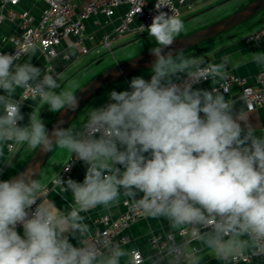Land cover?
Here are the masks:
<instances>
[{
  "label": "clouds",
  "instance_id": "clouds-1",
  "mask_svg": "<svg viewBox=\"0 0 264 264\" xmlns=\"http://www.w3.org/2000/svg\"><path fill=\"white\" fill-rule=\"evenodd\" d=\"M162 6L168 7L158 0L151 24L140 25L155 41L148 53L150 78L133 76L127 90L109 92L108 102L90 107L80 129L65 127L62 119L49 129L32 113L28 126H19L24 116L23 103L14 98L18 88L29 89L54 113L76 112L82 97L57 92V76L31 60L21 63L28 47L0 53V145L26 144L44 155L56 145L88 165L82 183L59 176L57 184L75 202L67 213L41 198L34 168L0 181V264H121L131 253L109 240L90 241L81 215L121 195L145 217L192 228V237L221 260L250 250L264 255V136L233 115L219 90L193 87L224 79L230 58L213 64L174 49L185 25ZM245 59L264 65V52ZM173 254L185 264L200 261L195 251L177 248Z\"/></svg>",
  "mask_w": 264,
  "mask_h": 264
},
{
  "label": "crops",
  "instance_id": "crops-1",
  "mask_svg": "<svg viewBox=\"0 0 264 264\" xmlns=\"http://www.w3.org/2000/svg\"><path fill=\"white\" fill-rule=\"evenodd\" d=\"M88 1L78 0L77 10H81ZM188 1L194 3V7L190 9L183 6L181 8L179 17L183 21L185 29L176 39L190 35L221 21L239 11L253 0ZM242 1L245 3H240ZM224 3H226L224 5L226 8L232 6L233 12H229L213 22L205 21V16L210 11H213L216 6L223 5ZM46 6V0H19L16 5L10 6V8H13L17 12H31L35 16V22L37 23ZM128 7V4L119 5L115 8L114 14L111 16L104 13L90 15L85 19V33L83 38L80 40L73 35L65 38L57 46V56L50 57L39 46H34L28 50V54L22 57L20 62L23 63L31 60V63L41 68L42 71L57 76L58 82L61 84V88L56 89L57 92L69 88L75 94L86 83L105 72L108 68L135 57L144 51L150 50L155 46V41L148 35L147 30L141 31V19L138 17L130 25L127 33L115 42L110 50L103 47L104 37L117 28ZM18 24V21L5 20L0 26V50L5 53L10 52L13 48L14 44L12 39L15 36H22L23 31ZM263 25L264 8L227 30L216 33L210 38L183 49L182 52L186 57H204L208 63L213 64H219L223 58L228 57L230 58L227 67L228 70L245 78L249 83H255L256 75L264 69V65L256 64L251 62L250 59L245 58L250 57L251 53L264 52V33L258 42L250 41L246 37L254 31L259 30ZM84 48L87 49L86 52H84ZM108 52L112 53V58L107 56ZM150 72V67H146L130 71L127 76L110 80L100 87V89L92 92L82 102L79 109L65 127L82 128L86 122L90 107L103 105L108 100V93L112 90H127L128 84L133 76H144L146 79H149ZM218 81L219 78L214 80L209 79L195 84L193 87L208 91L212 89L219 90L225 95L226 100L233 105V115H240L242 119L247 120L252 125L257 136H264V105L249 109L243 97L241 85H234L229 93H225L217 87ZM23 90L18 88L14 97L15 99H20L23 103L21 112L24 119L18 122L19 126H28L30 123V114L32 113L40 116L45 125L49 127L57 113L50 111L48 105L43 103L37 96L22 99L21 95ZM3 94V90H0V95ZM240 123L244 127V121H240ZM12 144L14 145L12 150L8 148V143L6 145H0V180L8 173L10 175L8 174L9 176L6 180L16 175L37 150L28 148L26 144ZM70 155L65 149H60L56 145L52 147L46 155L40 171L37 173L36 178L41 184V188L50 185L51 180L59 175L63 164ZM87 167L88 165L79 161L73 168L70 178L82 183ZM142 195V193L138 194L137 198ZM43 200L45 203L53 204L65 213L71 211L75 206L71 192H65L58 187H53ZM126 200L131 201L129 198L121 195L119 200L110 206L98 205L86 213H81L85 217L84 223L89 226L90 231L88 234H94L104 228V225L98 221L101 216L109 215L116 218L125 212L126 205L124 202ZM16 230L23 237V227L17 228ZM170 233L174 235V242L179 244L184 251L189 253L195 251L196 255L200 257L199 264H264V256H253L250 261L235 260L233 257H230L228 261L221 260L212 249L196 241L192 237L190 230L187 233H182L180 229H174L165 218L145 216L140 217L123 230V234L128 237V240L119 246L131 253V255L125 257L121 261V264H178L171 246L160 251L151 244L153 236L159 235L165 238ZM68 238L73 246L79 245L77 239L73 236L69 235ZM134 251H139L142 254L143 261L141 263L134 262ZM246 253L251 254L252 251L250 250Z\"/></svg>",
  "mask_w": 264,
  "mask_h": 264
},
{
  "label": "built area",
  "instance_id": "built-area-1",
  "mask_svg": "<svg viewBox=\"0 0 264 264\" xmlns=\"http://www.w3.org/2000/svg\"><path fill=\"white\" fill-rule=\"evenodd\" d=\"M18 1L19 0H0V26L5 20L18 21V25L23 31L22 36H15L12 39L14 46L8 53L14 54L16 49L28 47L29 50L31 47L39 46L50 57L58 55L57 46L65 38L72 35L80 40L83 38L85 33V19L90 15L104 13L111 16L114 14L116 7L121 4H128L129 7L123 14L120 24L114 31L104 37L103 47L110 50L112 45L127 33L130 29V25L136 18L139 17L141 19L140 25H144L145 28H147V26L151 24L153 17L157 14L156 4L158 2V0H89L87 4L78 11V0H46L47 6L43 9L41 18L36 23L35 16L31 12H17L13 8H10V6L16 5ZM162 3L167 4L169 8L162 6L160 11L167 12L169 15L173 12L180 16L183 6L190 9L194 7V3L188 0H162ZM263 33L264 25L259 30L249 34L246 38L250 41L258 42ZM86 51L87 49L84 48V52ZM0 53L5 52L0 50ZM234 85L242 86L243 97L249 109L264 105V69L257 73L255 83H249L245 78L226 69L225 78H219L217 87L222 89L225 93H229ZM30 97L36 96L29 89H24L21 98L28 99ZM106 102H108V100ZM7 146L10 150L14 148L12 143H8ZM78 162L79 160H77L75 156L72 157V155H70L63 164L59 175L51 180L50 185L41 188V198L43 199L53 187H58L62 190L57 184L59 176L64 181L68 180L71 177L73 168ZM69 166V170H65ZM40 202L41 201L38 200L37 205ZM124 204L126 205V210L118 217L113 218L109 215L101 216L98 221L104 225V228L94 234H88L87 238L90 241L109 240L112 244L118 245L125 243L128 237L123 234V230L144 215L134 206L133 202L126 200ZM37 205L32 206L33 211ZM20 227H22V225L17 226V228ZM189 230L192 233L193 229L190 227L182 229L181 232L187 233ZM151 244L160 251L171 246L174 252L177 248H180L184 253L191 254L184 251L179 244L174 242V235L172 233L168 234L165 238L159 235L153 236ZM133 254L135 263H141L143 261V256L139 251H134ZM253 256L257 255L245 253L242 256H233V258L235 260L250 261ZM177 263L185 264V261L181 259L177 261Z\"/></svg>",
  "mask_w": 264,
  "mask_h": 264
},
{
  "label": "water",
  "instance_id": "water-1",
  "mask_svg": "<svg viewBox=\"0 0 264 264\" xmlns=\"http://www.w3.org/2000/svg\"><path fill=\"white\" fill-rule=\"evenodd\" d=\"M263 8H264V0H253L249 4L245 5L243 8H241L239 11L231 14L230 16L222 19L221 21H218L217 23H214L190 35L177 38L172 47L176 50L186 49L187 47L197 42L210 38L214 34L227 30L231 26L246 20L247 18L254 15L256 12H258L259 10ZM148 53H149V50L144 51L143 53L135 57H132L121 63H117L116 65L108 68L105 72L101 73L100 75L96 76L93 80L86 83L82 88H80L75 93V95L82 97V101H81V104H82V102L92 92L100 89V87L108 83L110 80L114 78H121V77L127 76L130 71L142 69V68H146L150 66L152 57L149 56ZM75 113L76 112L73 113V112H63V111L60 113H57L48 128L49 129L52 128L56 124L57 120H60V119L65 120L67 124L68 121L74 116ZM47 154L45 155L40 154L39 149H37L35 154L25 164V166L18 173H16V175L11 177L10 179H13L16 176H18L26 168H34L33 170L38 173L41 169V166Z\"/></svg>",
  "mask_w": 264,
  "mask_h": 264
},
{
  "label": "rangeland",
  "instance_id": "rangeland-1",
  "mask_svg": "<svg viewBox=\"0 0 264 264\" xmlns=\"http://www.w3.org/2000/svg\"><path fill=\"white\" fill-rule=\"evenodd\" d=\"M240 3H245L244 1H242V2H240ZM226 3H224L223 5L222 4H220L219 6H216V8L213 10V11H210L209 12V14L208 15H206L205 17H206V20L205 21H209V22H213V21H215V20H217L218 18H222L223 16H225V14H227V13H231V12H233V9H232V6H230V7H227L226 8V6H224ZM222 12H224V13H222ZM138 50V49H137ZM136 50V51H137ZM139 50H140V48H139ZM135 51V52H136ZM115 52V51H114ZM133 53V52H132ZM107 56L108 57H110V58H112L113 56H112V53L111 52H108L107 53ZM66 90H70L69 88H67ZM75 92V91H74Z\"/></svg>",
  "mask_w": 264,
  "mask_h": 264
},
{
  "label": "trees",
  "instance_id": "trees-1",
  "mask_svg": "<svg viewBox=\"0 0 264 264\" xmlns=\"http://www.w3.org/2000/svg\"><path fill=\"white\" fill-rule=\"evenodd\" d=\"M8 174H9V173H8ZM8 174H7L5 177H2V179H1L0 181H4V180H6V178L10 175V174H9V175H8Z\"/></svg>",
  "mask_w": 264,
  "mask_h": 264
}]
</instances>
